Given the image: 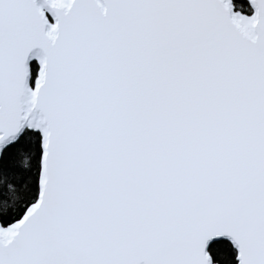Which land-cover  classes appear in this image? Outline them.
Returning a JSON list of instances; mask_svg holds the SVG:
<instances>
[{"label": "snow or ice", "instance_id": "obj_1", "mask_svg": "<svg viewBox=\"0 0 264 264\" xmlns=\"http://www.w3.org/2000/svg\"><path fill=\"white\" fill-rule=\"evenodd\" d=\"M0 264H264V0H0Z\"/></svg>", "mask_w": 264, "mask_h": 264}, {"label": "water", "instance_id": "obj_2", "mask_svg": "<svg viewBox=\"0 0 264 264\" xmlns=\"http://www.w3.org/2000/svg\"><path fill=\"white\" fill-rule=\"evenodd\" d=\"M41 2V0H38V3ZM46 15L49 17L50 22H54L51 20L50 14L46 13Z\"/></svg>", "mask_w": 264, "mask_h": 264}]
</instances>
